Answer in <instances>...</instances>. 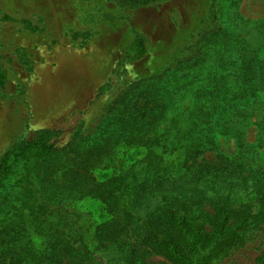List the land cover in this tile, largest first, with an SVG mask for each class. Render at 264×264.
<instances>
[{
    "label": "trees",
    "instance_id": "trees-1",
    "mask_svg": "<svg viewBox=\"0 0 264 264\" xmlns=\"http://www.w3.org/2000/svg\"><path fill=\"white\" fill-rule=\"evenodd\" d=\"M226 1L233 8L228 27L217 22L212 6L213 28L198 40L192 56L131 84L90 134L56 149L41 132L2 153L0 264L88 262L92 251L73 209L84 199L98 202L107 216L90 235L95 245L115 242L135 228L134 239L119 249V264H144L149 255L170 264H210L240 246L250 224L264 222V172L253 170L252 161L264 136V21L242 20L234 11L239 0ZM130 46L133 58L140 59L142 38ZM4 81L0 74V88ZM249 128L252 143L244 140ZM215 137L234 140L235 155L196 163L214 149ZM130 149L144 154L123 165ZM116 165L105 180L94 178L93 171ZM210 175L227 187L235 179L234 185L245 188L250 178L257 212L250 216L247 209L225 205L223 197L200 195L197 186ZM145 200L153 204L146 207ZM202 202L213 208L205 233L194 216ZM254 264H264V248Z\"/></svg>",
    "mask_w": 264,
    "mask_h": 264
},
{
    "label": "rangeland",
    "instance_id": "rangeland-1",
    "mask_svg": "<svg viewBox=\"0 0 264 264\" xmlns=\"http://www.w3.org/2000/svg\"><path fill=\"white\" fill-rule=\"evenodd\" d=\"M212 6L217 22L228 27L233 8L226 0H154L137 5L127 0H0V74L5 79L0 88V156L36 140L41 132L56 149L90 134L97 119L131 84L192 56L198 40L213 28ZM234 11L250 24L262 22L264 0H239ZM239 28L243 30L242 25ZM137 37L144 43L140 59L133 58L135 51L130 46ZM260 102L264 106V92ZM253 135L254 129L249 128L244 140L252 143ZM214 140V149L198 156L196 163H219L220 158L235 155L234 140ZM143 154V150L130 149L122 164ZM252 161L253 170L264 172V136ZM117 167L95 170L94 178L105 180ZM207 179L197 186L200 195L223 197L225 205L247 209L250 216L257 212L250 178L245 188L234 185L235 179L229 187L212 175ZM150 204L145 200L146 207ZM201 204L194 216L205 233L210 231L213 208ZM73 209L79 213L85 245L92 251L84 264H119V249L134 239L135 228L115 242L95 245L89 238L107 219L102 207L84 199ZM32 240L41 242L36 237ZM263 248L264 222L252 223L240 246L210 264H254ZM144 264L170 263L149 255Z\"/></svg>",
    "mask_w": 264,
    "mask_h": 264
}]
</instances>
